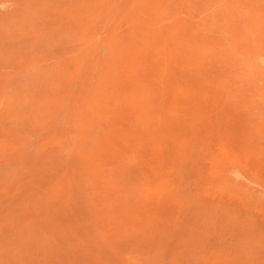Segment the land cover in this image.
I'll return each mask as SVG.
<instances>
[{
    "label": "rangeland",
    "instance_id": "rangeland-1",
    "mask_svg": "<svg viewBox=\"0 0 264 264\" xmlns=\"http://www.w3.org/2000/svg\"><path fill=\"white\" fill-rule=\"evenodd\" d=\"M180 259L264 264V0H0V264Z\"/></svg>",
    "mask_w": 264,
    "mask_h": 264
},
{
    "label": "bare ground",
    "instance_id": "bare-ground-1",
    "mask_svg": "<svg viewBox=\"0 0 264 264\" xmlns=\"http://www.w3.org/2000/svg\"><path fill=\"white\" fill-rule=\"evenodd\" d=\"M172 1H173V0H172ZM180 1H181V0H180ZM183 1H184V0H183ZM248 1H249V0H248ZM251 1H252V0H251ZM187 2H188V1H187ZM246 2H247V1H246ZM246 2H245V3H246ZM254 3H255V1H254ZM188 4H189V3H188ZM235 5H236V4H235ZM172 6L174 7V5H172ZM172 6H171V7H172ZM249 7H250V6H249ZM245 8H246V7H245ZM241 9H242V8H241ZM246 9H247V8H246ZM250 9H252V8H250ZM242 10H245V9H242ZM182 11H184V10H182ZM186 12H187V10H186ZM189 12H190V11H189ZM244 12H245V11H244ZM203 15H204V14H203ZM185 16H186V15H185ZM200 16H201V15H200ZM174 17H175V16H174ZM209 19H210V18H209ZM182 21H183V20H182ZM182 21H181V22H182ZM210 21H211V20H210ZM177 22H179V21H177ZM219 22H220V21H219ZM187 23H188V22H187ZM200 24H202V23H200ZM205 24H206V23H205ZM180 25H181V24H180ZM186 25H188V24H186ZM203 25H204V24H203ZM176 26H177V25H176ZM183 26H184V25H183ZM188 26H189V25H188ZM204 27H205V26H204ZM255 27H256V25H255ZM255 29H256V28H255ZM191 31L193 32V30H191ZM195 31H196V30H194V32H195ZM199 31H200V30H199ZM255 32H256V31H255ZM195 33H196V32H195ZM169 34H170V33H169ZM175 34H176V32H175ZM197 36H198V35H197ZM189 37H190V36H189ZM199 43H200V42H199ZM167 44H168V43H167ZM140 45H141V44H140ZM236 45H237V44H236ZM237 46H238V45H237ZM165 47H166V46H165ZM196 48H197V47H196ZM231 48H232V47H231ZM238 48H239V46H238ZM131 50H132V49H131ZM242 50H243V49H242ZM244 50H245V49H244ZM208 51H209V50H208ZM234 52H237V51L234 50ZM241 52H242V51H241ZM238 53H239V52H238ZM166 54H167V53H166ZM118 57H119V56H118ZM123 58H125V57H123ZM166 58H167V55H166ZM168 60H169V59H168ZM169 61H170V60H169ZM117 64H119V63H117ZM150 65H151V64H150ZM111 66H112V65H111ZM123 67H124V66H123ZM151 67H152V66H151ZM119 68H120V67H118V69H119ZM118 69H117V71H118ZM146 69H147V68H146ZM148 69H149V68H148ZM153 69H154V67H153ZM166 69H167V68H166ZM164 70H165V69H164ZM142 71H143V70H142ZM115 72H116V71L114 70L113 73H115ZM123 72H124V71H123ZM113 73H111V74H113ZM148 73H149V71H148ZM163 74H164V73H163ZM114 75H115V74H114ZM150 75H151V73H150ZM153 75H154V74H153ZM187 77H188V76H187ZM187 77H186V78H187ZM112 78H113V77H112ZM198 79H199V78H198ZM114 80H115V79H114ZM120 80H121V79H120ZM123 80H124V79L122 78V81H123ZM161 80H162V79H161ZM173 80H174V79H173ZM174 81H175V80H174ZM161 82H162V81H161ZM162 84H164V83L162 82ZM196 84H197V83H196ZM162 86H163V85H162ZM194 86H195V85H194ZM180 87H181V86H180ZM196 87H197V86H196ZM124 88H125V87H124ZM190 89H191V88H190ZM112 90H113V89H112ZM115 92H116V91H115ZM128 92H130V91H128ZM120 95H121V93H120ZM122 97H124V96H122ZM125 97H126V96H125ZM150 97H151V95H150ZM153 97H154V96H153ZM153 97H151V98L153 99ZM154 98H157V96L154 97ZM154 100H155V99H154ZM118 103H119V102H118ZM119 104H120V103H119ZM140 104H141V103H140ZM122 106H123V105H122ZM163 106H164V105H163ZM165 107H166V106H165ZM120 108H121V107H120ZM121 109H122V108H121ZM181 109H182V108H181ZM124 110H125V108H124ZM174 111H175V110H174ZM118 112H119V111H118ZM160 112H161V111H160ZM172 113H173V112H172ZM172 113H171V114H172ZM114 114H115V113H114ZM116 114H117V113H116ZM154 114H155V113H154ZM167 114H168V113H167ZM168 115H169V114H168ZM168 115H167V116H168ZM201 115H202V114H201ZM201 115H200V117H201ZM203 115H204V114H203ZM206 115H208V113H206ZM128 116H129V115H128ZM128 116H127V117H128ZM189 116H190V115H188V117H189ZM164 117H165V116H164ZM162 118H163V117H162ZM192 118H193V117H192ZM202 118H203V119H202ZM202 118H201V119L204 120V117H202ZM196 119H197V118L195 117V122L197 121ZM198 119L201 120L199 117H198ZM212 121H213V120H212ZM216 121H217V120H216ZM153 122L155 123V121H153ZM195 122H194V124H195ZM197 122H198V121H197ZM202 122H203V121H202ZM205 122H206V121H205ZM205 122H204V123H205ZM213 122H214V121H213ZM116 123H118V122L116 121ZM190 123H191V122H190ZM204 123H203V125L207 126V124H206V123L204 124ZM207 123H208V122H207ZM215 123H216V122H215ZM153 125H154V124H153ZM183 125H188V123L183 124ZM200 125L203 126V125L201 124V122H200ZM157 126H158V125H157ZM197 126H199V125H197ZM197 126H196V127H197ZM205 126H203L204 129H203V130L201 129V131H206ZM210 126L213 128L214 125H210ZM215 126H216V125H215ZM154 127H155V126H154ZM208 127H209V126H208ZM208 127H207V128H208ZM211 127H210V128H211ZM182 128H184V127H182ZM210 128H209V131H211V129H212V128H211V129H210ZM119 130H120V129H119ZM156 130H157V129H156ZM187 130H188V129H187ZM190 130H191V129H190ZM199 130H200V128H199ZM116 131H117V130H116ZM209 131H208V129H207V132H209ZM113 132H114V131H113ZM187 132H188V131H187ZM194 132H195V131H194ZM199 132H200V131H199ZM199 132H197V133H199ZM207 132H206V133H207ZM201 133H203V132H201ZM201 133H200V134H201ZM209 133H210V132H209ZM184 134H188V133L183 132V135H184ZM193 135H194V134H193ZM203 135H204V134H202L201 136H203ZM118 136H119V135H118ZM118 136H117V137H118ZM154 136H155V135H154ZM180 136H181V135H180ZM198 136H199V135H198ZM152 137H153V136H152ZM195 137H196V136H195ZM203 137H204V136H203ZM150 138H151V137H150ZM177 138H178V137H177ZM179 138H181V137H179ZM196 138H198V137H196ZM208 139H209V138H208ZM147 140H148V139H147ZM176 140H178V139H176ZM187 140H188V139H186V141H187ZM189 140H190V139H189ZM191 140H192V139H191ZM199 140H200V139H199ZM143 142H144V141H143ZM146 142H147V141H146ZM180 142H181V141H180ZM207 142H208V141H207ZM177 144H178V143H177ZM177 144H175V145H177ZM181 144H182V143H181ZM141 145H143V144H141ZM178 145H179V144H178ZM199 145H200V144H199ZM205 145H206V144H205ZM209 145H211V144H209ZM209 145H208V146H209ZM133 146H134V145H133ZM173 146H174V145H173ZM173 146H172V147H173ZM183 146H184V145H182V147H183ZM201 146H202V145H201ZM186 147H188V146H186ZM158 148H159V147H158ZM162 148H163V146H162ZM159 149H160V148H159ZM159 149H157V150H159ZM163 149H164V148H163ZM163 149H162V151H163ZM179 149H180V148H179ZM200 149H201V147H200ZM202 149H203V147H202ZM164 150H166V149H164ZM206 150H207V148H206ZM135 151H136V149H135ZM168 151H169V150H168ZM174 151L176 152L177 150H174ZM183 151H184V150H183ZM158 152H159V151H158ZM158 152H157V153H158ZM163 152H164V151H163ZM163 152H161V153L163 154ZM169 152H170V151H169ZM201 152H202V151H201ZM133 153H134V152H133ZM159 153H160V152H159ZM161 153H160V154H161ZM172 153H173V152H172ZM205 153H206V152H205ZM160 154H159V155H160ZM165 154H166V152H165ZM165 154H164V155H165ZM173 154H174V153H173ZM176 154H178V152H176ZM110 155H112V154H110ZM164 155H163V156H164ZM169 155H170V154H169ZM171 155H172V154H171ZM204 155H205V154H204ZM138 156H139V155H138ZM163 156H162V157L159 156V157H160L161 160L164 162V160H167V159H166L167 157L164 156V157H166V158H164ZM153 157H154V156H153ZM156 157H157V156H156ZM159 157H158V158H159ZM170 157H171V156H170ZM160 158H159V159H160ZM162 158H163L164 160H163ZM172 158H173V157H172ZM211 158H212V156H211ZM159 159H158V160H159ZM173 159H174V158H173ZM175 160H176V159H175ZM199 160H200V159H199ZM209 160H210V159H209ZM116 161H117V159H116ZM162 161H161V162H162ZM167 161H168V160H167ZM172 161H173V160H171V162H172ZM212 161H213V160H212ZM159 162H160V160H159ZM200 162H201V161H200ZM110 163H112V162L110 161ZM205 163H206V162H205ZM101 165H102V164H101ZM115 165H116V164H115ZM93 166H94V165H93ZM102 167H104V166H102ZM208 168H209V167H208ZM170 170H171V169H170ZM170 170H169V171H170ZM207 170H208V169H207ZM109 171H110V170H109ZM164 171H165V170H164ZM165 172H166V171H165ZM170 172H171V171H170ZM156 173H157V171H156ZM158 176H159V175H158ZM148 177H150V176H148ZM156 177H157V176H156ZM159 177H160V176H159ZM110 178H111V176H110ZM112 180H113V179H112ZM101 181H102V180H101ZM101 181H100V182H101ZM104 181H105V180H104ZM167 181H168V180H167ZM112 182H113V181H112ZM100 185H101V184H100ZM110 185H111V184H109V186H110ZM105 186H106V185H105ZM166 188H167V187H166ZM171 188H172V187H171ZM169 189H170V188H169ZM169 189H168V190H169ZM171 190H172V189H171ZM164 191H165V190H164ZM166 191H167V189H166ZM170 193H171V192H170ZM129 194H131V193H129ZM173 196H174V195H173ZM173 196H172V197H173ZM145 211H146V210H145ZM41 213H42V212H41ZM39 214H40V213H39ZM150 214H151V213H150ZM150 214H149V215H150ZM36 216H37V215H36ZM39 216H40V215H39ZM151 216H152V215H151ZM40 217H41V216H40ZM153 217H154V216H153ZM156 218H157V217H156ZM156 220H157V219H156ZM158 220H159V219H158ZM111 222H112V221H111ZM138 223H140V222H138ZM143 223H144V221H143ZM149 223H150V222H148V224H149ZM144 225H146V224H144ZM109 227H110V226H109ZM157 227H158V226H157ZM158 229H159V228H158ZM124 241H125V239H124ZM147 241H149V240H147ZM137 242L140 243V240L137 241ZM141 243H142V242H141ZM141 243H140V244H141ZM84 244H85V242H84ZM145 244H146V243H145ZM85 245H86V244H85ZM191 246H192V245H191ZM188 247H189V246H188ZM192 247H193V246H192ZM196 247H197V246H196ZM196 247H193V248H192V249L194 250V253H195V249H194V248H196ZM142 248H143V247H142ZM134 249H135V248H134ZM193 250H192V252H193ZM155 251H156V250H155ZM183 251H184V250H183ZM189 251H190V250H189ZM192 252H191V253H192ZM201 252H203V250H202ZM201 252H200V253H201ZM186 253H188V252L186 251ZM189 253H190V252H189ZM209 253H210V252H209ZM174 254H175V253H174ZM182 254H183V253H182ZM175 255H176V254H175ZM191 255H193V253H192ZM199 255H200V254H199ZM201 255H202V254H201ZM204 256H205V255H204ZM208 256H209V254H208ZM184 257H186V256H184ZM199 257H200V256H199ZM210 257H211V256H210ZM179 258H180V257H179ZM193 258H194V255H193ZM206 258H207V257H206ZM174 259H175V258H174ZM202 259H203V256H202ZM208 259H209V258H208ZM181 260H182V259L179 260V264H181V263H180V262H182ZM194 260H195V259H193V261H194ZM206 260H207V259H206ZM209 260H210V259H209ZM217 260H218V259H217ZM217 260H216V261H217ZM173 261H174V260H173ZM189 261H192V259L189 258ZM193 261H192V262H193ZM210 261H211V260H210ZM216 261H214V262H216ZM174 262H175V261H174ZM183 262H184V261H183ZM186 262H187V261H186ZM186 262H184V263H186ZM190 264H191V263H190ZM206 264H207V263H206ZM209 264H212V263H209Z\"/></svg>",
    "mask_w": 264,
    "mask_h": 264
}]
</instances>
